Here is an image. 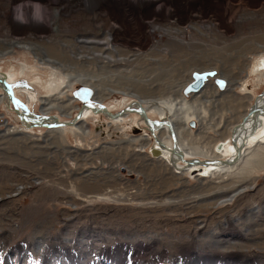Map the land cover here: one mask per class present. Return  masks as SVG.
Listing matches in <instances>:
<instances>
[{
    "label": "rangeland",
    "instance_id": "374dc122",
    "mask_svg": "<svg viewBox=\"0 0 264 264\" xmlns=\"http://www.w3.org/2000/svg\"><path fill=\"white\" fill-rule=\"evenodd\" d=\"M23 3L46 17L31 8L20 21ZM123 4L0 0L1 78L32 112L46 102L63 120L78 113L82 85L113 112L139 99L153 119L152 103L176 108L191 156L229 159L233 128L264 96V0ZM107 38L103 51L81 42ZM197 72L209 77L193 93ZM76 126L29 128L0 88V264H264V138L228 168L185 171L153 153L158 140L136 113L88 111Z\"/></svg>",
    "mask_w": 264,
    "mask_h": 264
},
{
    "label": "bare ground",
    "instance_id": "6f19581e",
    "mask_svg": "<svg viewBox=\"0 0 264 264\" xmlns=\"http://www.w3.org/2000/svg\"><path fill=\"white\" fill-rule=\"evenodd\" d=\"M17 1H19V0H14V2H17ZM36 2H40L41 0H35ZM81 1V0H80ZM85 1V3L86 4H88L90 1H93V4L95 3V5H96V3H97V7L98 6H101V5H103L104 6V4H105V8H106V6H108V5H106V4H108V1H117V2H122V4L125 2V0H84ZM131 0H126V3H128V2H130ZM150 1H153V3H155V4H160V5H158V12H159V10L161 11L162 10V8H163V5L164 4H166L167 2H169V0H150ZM30 2V1H29ZM115 3V2H114ZM38 4V3H37ZM124 5V7H123V12H124V14H126V15H128V13L129 12H127V9H124V8H126V4H123ZM20 6V7H19ZM18 7H19V9L17 10V12L19 11V20L20 21H22V20H24L25 19V15H27V14H29L30 12H31V8H33L34 10L36 9V16L38 17V19L39 20H41L42 21V18L45 16V8L44 7H42L40 4H38L37 6L36 5H34V6H31V5H29L28 3H23V4H21V5H19ZM155 7V6H154ZM108 8H106V9H104L105 11L107 10ZM110 10V9H109ZM169 12V11H168ZM225 17H223L222 18V21L223 22H226V20H225V18L227 17V18H230V20L232 19V17H229V15L228 14H226L225 13V15H224ZM46 17V16H45ZM130 17V16H129ZM25 21V20H24ZM27 31V30H26ZM19 34V33H18ZM17 36V35H16ZM20 40H21V38H20ZM20 40H9V41H7L4 45H9L7 48H10V47H12L13 45H19V46H22L23 44H27L26 42L24 43V41H20ZM25 40V39H24ZM82 42V44H92V45H96V47L99 45V46H102V44L103 45H106V46H102V47H104L101 51H103V50H109V48H107L108 46H111L112 45V41H111V39L110 38H107V40L106 41H104V42H99V41H95V40H93V41H81ZM3 45V47H5ZM2 47V48H3ZM4 50V49H3ZM100 51V52H101ZM50 62H53V61H51L50 60ZM54 64H56V62H53ZM57 64H60V63H57ZM60 67H61V69L62 68H64V66L62 65H60ZM59 68V67H58ZM2 75V74H1ZM6 77H4V78H2V79H5V80H7V82L8 83H10V84H12V86H13V89L15 90V85H14V83L12 82V80H11V78H9L8 77V74H4ZM69 77V76H68ZM69 78H71V77H69ZM0 79H1V76H0ZM81 80V79H80ZM83 80H85V79H83ZM82 80V81H83ZM88 82H86L85 81V84H87ZM89 84V83H88ZM70 85H71V83H70ZM0 88H2L6 93H7V95H9V91H8V88H7V86H6V84H4L2 81H0ZM15 96H16V98H17V101H18V105H19V107H20V109H21V111L25 114V116L26 117H28V118H31L32 116H34V117H39V118H42L43 120H45L44 122H46V123H50V124H52L53 122H54V119H55V117H58L59 118V120L60 121H67V122H69V121H71V120H63V119H61L58 115H51V114H47L48 112H49V109L51 108L50 106H47L46 105V102H44V104H45V107H47V108H44V111L45 112H47V113H43L42 112V114H40V115H38V114H36V113H34V112H32L30 109H29V107L27 106V105H25L21 100H19L18 99V97H17V93H16V90H15ZM9 99H10V95H9ZM177 99V98H176ZM140 101L138 102V103H134V105H129V106H127V107H140V108H142V107H144L145 108V110H146V113H147V115L149 116V118L150 119H153L152 117H151V115H150V113H152L151 112V107H150V105H149V107L147 108V107H145V105L147 106V99H139ZM50 101V100H49ZM178 101H180V100H178ZM10 102H11V104H12V106H13V110H14V105H13V103H12V101L10 100ZM149 102V101H148ZM181 102V101H180ZM182 103H184V102H182ZM94 104L97 106V108H104V107H99V105H97V103H95L94 102ZM184 104H186V105H189V103H184ZM160 105H162V104H160ZM160 105H158V103H152V105L151 106H153L152 108L154 109V107L159 111V110H161V111H159V113L160 114H162V117H161V120L160 119H153V120H157V123H156V126H155V128H154V131L155 132H168L173 138H174V143L171 145V147L169 148L168 146H161V144H159V143H164V142H159L158 141V145H159V148H158V150H156V152L155 153H162V152H165L166 151V153L170 156V158H171V160L173 161V163H175L176 165L175 166H177V167H179V166H182V167H184L183 169L186 171V170H191L192 168H194V167H200V168H210V169H215V168H217V167H227V166H231V165H233V164H235V163H237V162H239L240 160H241V158L243 157V151H244V154H245V152H246V150H245V148H247V146L248 145H250L251 144V142H255V141H257V140H259L260 138L261 139H263L264 138V111H261V108H264V96H261L260 97V99H258V101H257V103L254 105V106H256V107H258L259 109H256L252 114H251V116H250V119L248 120V122L246 123V125H244V126H240V127H238L237 129V133H236V135H235V137H234V139H235V141H236V144H233L232 146H231V156L229 157V159H227V160H229L230 162H232V161H234L235 163H229L228 165H225V166H222L221 165V163L219 162V163H217L215 166H211V164H210V166L209 165H201L200 166V164H189L188 162H185L184 160H191V159H193L194 158V156H191L189 153V151H187V150H185L184 148H183V146H182V144L184 143H181V131H180V129L179 128H177V126H176V123H175V120H174V118L173 117H175L176 116V114H177V109L175 108V112L173 113L172 112V110H174V108H171L172 110H170V109H168V110H163V108L160 106ZM254 106H252L251 108H253ZM80 107H81V105L79 106V109H80ZM126 107V108H127ZM79 109H78V112H79ZM110 112H113L112 110H111V108H107ZM155 109V110H156ZM15 111V110H14ZM88 111H92V109L91 108H85L84 109V112H83V116H82V118L78 121V124L83 120V118H84V116H85V114L88 112ZM93 112V111H92ZM119 112V111H118ZM249 112H250V110L248 111V113L245 115V116H247L248 114H249ZM16 113V112H15ZM94 113V112H93ZM113 113H116V112H113ZM131 113H135V112H131ZM17 114V113H16ZM94 114H96V113H94ZM97 114H100V113H97ZM102 114H105L106 116H108L109 118H111V119H113L114 121L115 120H118V119H121L122 117H119V118H114L113 116H110L109 114H106V113H102ZM130 113H127L125 116H127V115H129ZM136 114H138V113H136ZM139 116H141L140 114H138ZM18 116V115H17ZM125 116H123V117H125ZM142 117V116H141ZM75 118V117H74ZM73 118V119H74ZM72 119V120H73ZM142 120L148 125V127H150L151 128V126H152V124L150 123V122H148V121H146L143 117H142ZM24 124H26L27 126H29V127H31V124H29V123H25V122H23ZM238 124H240V122L238 123ZM76 126V125H75ZM237 126V125H236ZM235 126V127H236ZM39 127H41V128H47V127H43V126H39ZM57 128H59V126H56ZM63 127H66V126H63ZM63 127H61V128H63ZM73 127V126H72ZM76 127H78V126H76ZM234 127V128H235ZM79 128V127H78ZM233 128V129H234ZM49 129H54V127H50ZM233 132V131H232ZM233 134V133H232ZM262 134V135H261ZM261 135V136H260ZM260 136V137H259ZM162 138H163V136H161ZM172 139V138H171ZM231 141H232V143H233V140H232V137H231ZM157 145V144H156ZM164 145H166L165 143H164ZM226 145H227V143H225L224 142V146H223V150H221V151H218L217 150V154L218 155H221L222 154V152L224 151V149H225V147H226ZM240 147V151H241V154H242V156L240 157V159H237L236 157H237V154H238V148ZM177 148V150H179L180 152H182L183 154H184V160H182L181 158H180V156L177 154L178 152H176L175 151V149ZM165 151H164V150ZM249 149V148H248ZM189 158V159H188ZM174 159V160H173ZM195 159V158H194ZM237 159V160H236ZM207 160H218V161H220V160H222L221 159V157L220 158H218V157H216L215 159H213V158H211V159H207ZM227 160H225V161H227ZM178 163H179V165H178ZM228 168V167H227ZM181 169V168H180Z\"/></svg>",
    "mask_w": 264,
    "mask_h": 264
},
{
    "label": "water",
    "instance_id": "95a60500",
    "mask_svg": "<svg viewBox=\"0 0 264 264\" xmlns=\"http://www.w3.org/2000/svg\"><path fill=\"white\" fill-rule=\"evenodd\" d=\"M209 77V72H197L194 75V80L193 82L190 83L188 91H193V93H199L203 90V88L205 87L206 83H207V78ZM0 81H2L4 84H6L8 91H9V95H10V100L12 101L13 105H14V110L18 115V118L20 119V121L25 122V123H29L31 124V127H39V126H43V127H54L57 128L56 126L59 127H63V126H75L78 124V121L82 118L83 116V112L85 108H91L92 111L94 113H106L109 114L110 116H113L114 118H119V117H123L125 116L127 113H131V112H135L140 114L146 121L150 122L152 124L151 126V132L153 134V136L155 137L156 140L159 141L158 136L155 134L154 128L156 126L157 120H153L150 119L149 116L146 113V110L144 107L140 108V107H127L124 108L122 110H120L119 112L113 113L110 112L107 108H97V106L94 104V98L96 95V90L95 88L91 87L90 85H82L80 88L77 89L76 91V95L77 98L82 102V105L79 109V112L77 113V115L75 116V118L69 122L67 121H60L58 117H55L54 122L52 124L50 123H46L44 122L45 120H43L42 118L39 117H34L32 116L31 118H28L25 116V114L21 111L19 105H18V101L17 98L15 96V90L13 89V86L7 82V80L5 79H0ZM261 95V94H260ZM259 109L258 107L254 106L253 108H251L249 114L247 116H245L243 118V120L240 122V124H237V126L233 129V134H232V140H233V144H236V141L234 139L236 133H237V128L240 126H244L246 125V123L248 122V120L250 119L251 114L256 110ZM261 111H264V108H261ZM29 127V128H31ZM223 146L224 143H219L217 146V150L221 151L223 150ZM238 150V154H237V159H240V157L242 156L241 151H240V147L237 149ZM176 152H178L177 154L180 156V158L182 160H184V154L182 152H180L179 150H177V148L175 149ZM155 155H157V153L154 152ZM236 159V160H237ZM185 162H188L189 164H200V166L202 165H209L211 164V166H215L217 163H221V165H228L229 163H235L234 161L230 162L229 160L225 161V160H202L200 158H195V159H191V160H184ZM230 165V164H229Z\"/></svg>",
    "mask_w": 264,
    "mask_h": 264
}]
</instances>
